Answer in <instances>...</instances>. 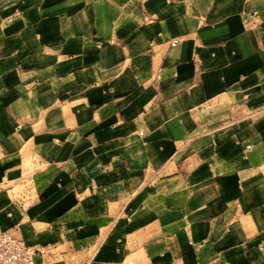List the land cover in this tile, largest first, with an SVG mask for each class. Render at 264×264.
<instances>
[{
	"label": "crops",
	"instance_id": "1",
	"mask_svg": "<svg viewBox=\"0 0 264 264\" xmlns=\"http://www.w3.org/2000/svg\"><path fill=\"white\" fill-rule=\"evenodd\" d=\"M0 222L36 264H264V0H0Z\"/></svg>",
	"mask_w": 264,
	"mask_h": 264
},
{
	"label": "built area",
	"instance_id": "2",
	"mask_svg": "<svg viewBox=\"0 0 264 264\" xmlns=\"http://www.w3.org/2000/svg\"><path fill=\"white\" fill-rule=\"evenodd\" d=\"M37 252L17 234L16 228L0 222V264H36Z\"/></svg>",
	"mask_w": 264,
	"mask_h": 264
},
{
	"label": "rangeland",
	"instance_id": "3",
	"mask_svg": "<svg viewBox=\"0 0 264 264\" xmlns=\"http://www.w3.org/2000/svg\"><path fill=\"white\" fill-rule=\"evenodd\" d=\"M22 190H23V186L20 185L13 186L12 195L15 198H20L23 195Z\"/></svg>",
	"mask_w": 264,
	"mask_h": 264
}]
</instances>
